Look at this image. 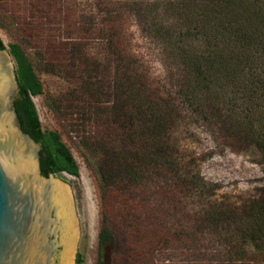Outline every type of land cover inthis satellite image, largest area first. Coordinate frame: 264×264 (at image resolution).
<instances>
[{"label": "trees", "instance_id": "obj_1", "mask_svg": "<svg viewBox=\"0 0 264 264\" xmlns=\"http://www.w3.org/2000/svg\"><path fill=\"white\" fill-rule=\"evenodd\" d=\"M55 1L0 0L17 32L6 50L46 177H77L78 166L58 132L40 130L31 101L42 94L35 69L76 84L44 102L69 121L95 161L97 264L104 248L109 264H167L178 251L184 264H264V186L224 207L215 185L199 178L173 140L186 112L214 127L230 150L255 146L264 158V0H148L142 8L131 2L141 16L146 7L152 17L160 13L148 29L171 62L169 90L123 52L120 16L106 0H95L96 22L75 28L99 40L105 56L107 73L89 76L80 37L60 35L63 19L47 24L61 12H52Z\"/></svg>", "mask_w": 264, "mask_h": 264}, {"label": "rangeland", "instance_id": "obj_2", "mask_svg": "<svg viewBox=\"0 0 264 264\" xmlns=\"http://www.w3.org/2000/svg\"><path fill=\"white\" fill-rule=\"evenodd\" d=\"M108 5L114 8L119 14V29L117 39L123 52L133 58L141 71L147 74L152 83L162 84L164 89L169 90L168 73L172 70L169 67L170 60L163 59L161 47L152 36L151 28L156 27L160 19V13L149 14L148 7L152 4L148 0H106ZM142 8L143 15L135 13L132 4ZM56 12L61 10L54 21L47 22L50 26L62 23L60 35L68 37H80L83 43V51L88 55V63H83L89 76L100 79L106 71L102 70L105 56L101 50V43L96 38L92 39L85 33L75 31V28L88 25L91 20L98 19L95 0H56L53 7ZM58 13V12H57ZM7 11L0 6V41L4 46L0 50L10 66L14 77V66L11 57L7 53L6 45L14 41L16 28L7 18ZM144 16V17H143ZM53 20V19H52ZM75 22L77 24L75 25ZM154 23V24H152ZM64 29V30H63ZM88 37V39L86 38ZM31 53L30 50H28ZM96 67V70L90 69ZM93 67V69H95ZM42 84V94L31 97L34 105L40 130L56 131L61 140L69 149L74 161L78 166V176H70L61 173L53 175L50 179L66 186L71 197L72 204L77 216V233L70 253V264H76L77 255L81 257V264H97V232L100 223V204L98 178L94 169V158L85 153L78 143L73 126L69 121L55 116L45 105L44 99L63 95L72 88L75 82L67 79L63 73L49 74L35 69ZM89 71V72H88ZM165 91V90H162ZM173 131V140L177 145L178 153L183 160L191 162L199 178L204 182L212 183L216 187L215 196L218 202L225 206L239 205L243 201L257 193L259 187L264 186V158L261 152L250 146L245 150L232 151L225 147L218 138L214 127H210L203 120H196L188 113L181 115ZM196 120V121H195ZM36 148L39 145L36 143ZM167 264H184L182 254L172 253ZM174 254H176L174 256ZM101 263L109 264V250L104 248L101 253ZM193 259V258H191ZM181 260L183 262H181ZM157 261V259H156ZM160 261L156 263L159 264ZM166 262H163V264Z\"/></svg>", "mask_w": 264, "mask_h": 264}, {"label": "water", "instance_id": "obj_3", "mask_svg": "<svg viewBox=\"0 0 264 264\" xmlns=\"http://www.w3.org/2000/svg\"><path fill=\"white\" fill-rule=\"evenodd\" d=\"M36 137L0 51V264H68L77 216L65 186L40 174Z\"/></svg>", "mask_w": 264, "mask_h": 264}, {"label": "bare ground", "instance_id": "obj_4", "mask_svg": "<svg viewBox=\"0 0 264 264\" xmlns=\"http://www.w3.org/2000/svg\"><path fill=\"white\" fill-rule=\"evenodd\" d=\"M65 188H66V186H65ZM66 189H67V188H66ZM67 191H68V190H67ZM69 262H70V259H69ZM69 262H68V264H70Z\"/></svg>", "mask_w": 264, "mask_h": 264}]
</instances>
